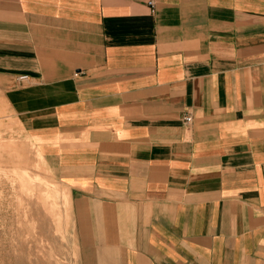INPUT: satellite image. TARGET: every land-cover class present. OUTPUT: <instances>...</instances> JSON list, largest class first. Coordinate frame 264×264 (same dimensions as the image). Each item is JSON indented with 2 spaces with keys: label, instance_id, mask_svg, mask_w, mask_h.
I'll list each match as a JSON object with an SVG mask.
<instances>
[{
  "label": "crops",
  "instance_id": "obj_1",
  "mask_svg": "<svg viewBox=\"0 0 264 264\" xmlns=\"http://www.w3.org/2000/svg\"><path fill=\"white\" fill-rule=\"evenodd\" d=\"M0 79L82 264H264V0H0Z\"/></svg>",
  "mask_w": 264,
  "mask_h": 264
},
{
  "label": "rangeland",
  "instance_id": "obj_2",
  "mask_svg": "<svg viewBox=\"0 0 264 264\" xmlns=\"http://www.w3.org/2000/svg\"><path fill=\"white\" fill-rule=\"evenodd\" d=\"M80 250L67 188L21 133L0 79V264H82Z\"/></svg>",
  "mask_w": 264,
  "mask_h": 264
},
{
  "label": "built area",
  "instance_id": "obj_3",
  "mask_svg": "<svg viewBox=\"0 0 264 264\" xmlns=\"http://www.w3.org/2000/svg\"><path fill=\"white\" fill-rule=\"evenodd\" d=\"M151 6L153 7V2H151ZM25 78V77H24ZM192 120L191 116L190 115H187L185 118H184V121L185 123H190Z\"/></svg>",
  "mask_w": 264,
  "mask_h": 264
},
{
  "label": "bare ground",
  "instance_id": "obj_4",
  "mask_svg": "<svg viewBox=\"0 0 264 264\" xmlns=\"http://www.w3.org/2000/svg\"><path fill=\"white\" fill-rule=\"evenodd\" d=\"M26 179L30 180V178H29V177H26Z\"/></svg>",
  "mask_w": 264,
  "mask_h": 264
}]
</instances>
